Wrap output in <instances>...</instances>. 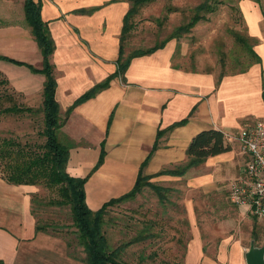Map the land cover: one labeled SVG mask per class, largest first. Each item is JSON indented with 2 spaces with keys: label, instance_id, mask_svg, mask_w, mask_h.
<instances>
[{
  "label": "crops",
  "instance_id": "1",
  "mask_svg": "<svg viewBox=\"0 0 264 264\" xmlns=\"http://www.w3.org/2000/svg\"><path fill=\"white\" fill-rule=\"evenodd\" d=\"M127 9L124 0H40V18L54 45L49 62L60 114L115 71L118 36ZM239 9L258 58L243 72L218 78L210 72L179 69L171 63L176 42L169 40L149 55L130 59L122 76L110 79L106 88L76 105L60 128L65 144L71 146L66 174L73 178L89 174L83 193L90 211L132 188L141 163L156 144L141 174L169 194L182 193L180 199L166 197L158 203L163 211L173 203L179 206L180 213L176 211L174 217L181 216L183 224L174 217L159 218L167 221L174 241L180 240V264H244L249 242L255 247L264 243V219L252 217L245 207L233 206L227 199L229 182L240 172L242 160L226 134H235L247 122L264 121L261 14L250 0L241 1ZM30 37V33L29 40L6 36L0 43V56L29 64L1 46L18 45L22 50L30 46L35 55L38 50L34 42L29 43ZM1 63L15 65L0 60V74L8 85L24 98L38 97L39 105L43 76L15 66L29 73L17 71L24 84L16 86L18 79L6 77L3 73L8 68ZM33 67L39 68L40 61ZM183 119L184 124L166 130ZM208 129L223 134L227 152L206 158L181 176L162 173L183 165L190 139ZM101 151V163L93 170ZM36 191L34 186L11 185L0 178V261L84 264L68 256L60 236L35 231L31 196Z\"/></svg>",
  "mask_w": 264,
  "mask_h": 264
},
{
  "label": "rangeland",
  "instance_id": "2",
  "mask_svg": "<svg viewBox=\"0 0 264 264\" xmlns=\"http://www.w3.org/2000/svg\"><path fill=\"white\" fill-rule=\"evenodd\" d=\"M203 1L152 0L139 8L132 19L134 22L133 29L124 43V54L133 50L148 48L165 39L174 28L187 23L193 9ZM217 1L219 4H217L214 12L205 14L202 20L176 37V49L172 56V65L184 70L210 72L219 77L220 75L238 73L244 70L247 65L254 63L253 58L240 43V40L247 41L248 45L254 43L252 39L247 40L248 33L245 20L239 9L240 2L244 0ZM250 1L254 2L260 10L259 26L264 32V0ZM21 6V0H0V43H3V38L6 36H12L16 39L26 36L29 40L28 29L22 18ZM167 9L171 11L168 12ZM29 43L33 44L31 37ZM1 47L8 49L11 54L20 56L22 61L33 66H39V55L37 52L35 55L32 54L30 46H26L23 50L22 47L19 49L18 45ZM14 57L16 56H12V58ZM1 64L8 68L3 73L6 77L12 80L18 79L14 85L22 86L24 84L23 78L17 74V71L29 74L25 68ZM1 78H4L2 74H0ZM4 92L11 96L18 107L37 108L40 105L37 102L38 97L24 98L16 93L8 83L6 87L0 86V96L4 95ZM3 106H7V104L3 103ZM40 128V116L0 115V138L38 145L43 142L42 138L38 137ZM226 138L231 146L237 148L236 152L240 153L235 141V134L228 133ZM241 160L243 164L245 159L242 156ZM36 189L32 209L34 208L37 223L58 232V236L64 242L72 245L73 249L70 251L81 256V249L75 244V237L72 234L74 229L70 225L68 208L47 205L48 200L57 198L56 195L52 193L53 191H48L43 187ZM141 192L143 194L139 199L134 200L133 198L107 209L103 218L102 231L108 247L113 248L119 243L131 240L138 232L147 228L142 235L149 234L150 237L127 247L121 255L122 262L124 264H180L182 251L180 240L174 241V236L167 228V221L160 219L162 216H165V219L169 216L173 218L176 211L179 214V206L177 207V204L173 203L168 211H163L164 207L163 210L159 207L156 197L150 190L143 188ZM181 196V192H177V194L175 192L169 194L168 192L166 195L168 198L172 197L173 200L180 199ZM174 218L177 219L178 223L183 224L184 220L182 221L181 216ZM153 220L155 221L153 222ZM149 221L154 224H149ZM261 226L264 229V224ZM254 228H256L255 225ZM258 237H263V235Z\"/></svg>",
  "mask_w": 264,
  "mask_h": 264
},
{
  "label": "trees",
  "instance_id": "3",
  "mask_svg": "<svg viewBox=\"0 0 264 264\" xmlns=\"http://www.w3.org/2000/svg\"><path fill=\"white\" fill-rule=\"evenodd\" d=\"M128 3V9L122 18V25L118 36V51L115 60V71L109 75L104 81L94 85L92 88L78 97L65 111L60 114L57 103L54 99L55 80L52 74L53 66L49 62V58L54 50L52 39L49 35L46 23L40 18V0H21L22 3V18L29 30L30 36L36 45L40 55V67L34 68L29 64L15 61L4 56H0L1 61L11 63L15 66L25 67L33 74H40L44 80L41 88V102L37 108L18 107L11 96L5 94L0 96V115H31L40 116L41 128L38 132V137L42 138L41 144L30 145L28 142L19 143L8 138H0V178L11 185H27L34 187H43L48 191H53L56 199L47 201V205L53 207H67L70 218V225L73 227V236L75 237L76 245L81 249V256H78L70 243L65 242L67 254L70 258L80 261L84 264H124L121 260V255L127 247L136 244L149 238V234L145 233L147 228L131 240L119 243L113 248H109L106 237L103 234V218L107 209L116 206L124 201L132 200L136 195L140 194L143 188H147L156 197L158 203H163L166 200V195L169 192L166 188H161L149 183L151 177L141 174L142 168L147 163L150 153L156 149V144L151 148L150 153L141 163L136 179L132 188L125 194L110 199L103 203L97 210L90 211L84 202L83 185L88 178L86 175L83 178H73L66 174L65 166L68 157V149L71 148L70 143L65 144L60 128L67 119L70 111L83 101L92 98L96 93L106 88L108 81L114 77L122 76L130 59L145 56L161 49L169 40H176V37L187 31L196 22L202 20L205 14H210L216 10L217 0H204L193 9V13L187 23L177 26L173 31L162 41L154 43L152 46L145 49L133 50L124 54V43L130 36L133 29V17L137 14L138 9L148 4L152 0H124ZM168 12L171 10L167 9ZM248 37V36H247ZM250 39L249 37L247 40ZM251 40V39H250ZM241 46L253 58L254 63L258 58L252 51V44L248 45L247 41H241ZM247 65L246 68H248ZM244 68V70L246 69ZM240 73L243 72L239 71ZM221 75L218 77L220 78ZM0 86L6 87L7 82L3 78L0 79ZM264 103V95L261 94ZM6 103L7 106H3ZM185 123V119L176 122L169 126L166 130H171L174 127ZM159 134L156 133V136ZM229 150L228 145L224 142L223 134L214 129L202 130L196 133L189 141L185 149L186 161L183 165L177 166L171 171L162 173L172 176H181L188 169L201 164L206 158L212 157ZM102 151L93 167L96 169L102 159ZM36 194L31 196V213L35 218V231L46 232L58 235V232L51 228L40 226L35 217L34 208L32 205L35 202ZM135 213V211H134ZM155 220H153L154 222ZM148 222L149 224H154ZM0 264L2 262L0 261Z\"/></svg>",
  "mask_w": 264,
  "mask_h": 264
},
{
  "label": "built area",
  "instance_id": "4",
  "mask_svg": "<svg viewBox=\"0 0 264 264\" xmlns=\"http://www.w3.org/2000/svg\"><path fill=\"white\" fill-rule=\"evenodd\" d=\"M235 141L245 160L228 185L227 199L233 206L245 207L252 217L264 219V121L241 125Z\"/></svg>",
  "mask_w": 264,
  "mask_h": 264
},
{
  "label": "water",
  "instance_id": "5",
  "mask_svg": "<svg viewBox=\"0 0 264 264\" xmlns=\"http://www.w3.org/2000/svg\"><path fill=\"white\" fill-rule=\"evenodd\" d=\"M263 254L264 243L259 247H255L253 241H250L244 254V264H264Z\"/></svg>",
  "mask_w": 264,
  "mask_h": 264
}]
</instances>
